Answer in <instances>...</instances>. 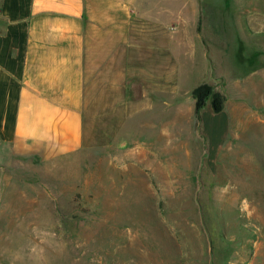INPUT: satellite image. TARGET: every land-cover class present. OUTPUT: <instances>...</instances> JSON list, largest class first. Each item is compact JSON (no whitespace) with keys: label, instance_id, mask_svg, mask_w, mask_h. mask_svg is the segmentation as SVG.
Returning <instances> with one entry per match:
<instances>
[{"label":"crops","instance_id":"crops-1","mask_svg":"<svg viewBox=\"0 0 264 264\" xmlns=\"http://www.w3.org/2000/svg\"><path fill=\"white\" fill-rule=\"evenodd\" d=\"M216 5L217 0H0V210H38L45 168L56 170L90 148L83 113L89 92L98 87L125 84L104 113H127L136 102L123 101L129 90L145 83V90L157 87L155 95L163 98L173 74L172 94L186 96L174 107L161 103L156 129L160 142H167L164 152L169 114L175 112L182 128L198 125L211 160L229 137L239 141V129L260 131L264 156L260 0H223L219 11ZM197 54L204 78L218 77L225 98L221 111L207 102L199 118L189 94L194 85L179 89L184 65L196 68ZM139 99L143 103L128 111L120 130L134 114L155 109ZM107 129L98 128V150L111 144Z\"/></svg>","mask_w":264,"mask_h":264},{"label":"rangeland","instance_id":"rangeland-1","mask_svg":"<svg viewBox=\"0 0 264 264\" xmlns=\"http://www.w3.org/2000/svg\"><path fill=\"white\" fill-rule=\"evenodd\" d=\"M222 2L217 0V11ZM262 15L264 0L260 35ZM196 58V68L184 65L179 89L209 83L223 94V82L205 79L200 54ZM173 79L170 74L163 98L155 95L157 87L145 90V83L129 90L123 101L136 102L127 113L139 108V98L155 109L134 114L122 130L127 113L104 112L125 84L89 92L83 115L90 148L56 170L45 168L38 210H0V264H264L260 131L239 129V141L229 137L211 160L198 125L182 128L180 116L170 112L164 152L167 142H160L156 129L161 103L174 107L186 96L172 94ZM104 126L111 144L98 150L97 132Z\"/></svg>","mask_w":264,"mask_h":264},{"label":"trees","instance_id":"trees-1","mask_svg":"<svg viewBox=\"0 0 264 264\" xmlns=\"http://www.w3.org/2000/svg\"><path fill=\"white\" fill-rule=\"evenodd\" d=\"M195 99V109L199 118L200 110L209 102L215 112H219L224 106V95L216 91L214 86L209 83H202L192 90Z\"/></svg>","mask_w":264,"mask_h":264}]
</instances>
